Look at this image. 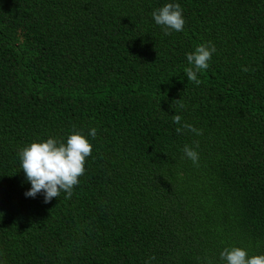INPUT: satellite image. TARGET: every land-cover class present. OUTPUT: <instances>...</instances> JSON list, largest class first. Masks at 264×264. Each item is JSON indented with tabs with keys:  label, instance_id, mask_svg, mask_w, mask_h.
<instances>
[{
	"label": "trees",
	"instance_id": "trees-1",
	"mask_svg": "<svg viewBox=\"0 0 264 264\" xmlns=\"http://www.w3.org/2000/svg\"><path fill=\"white\" fill-rule=\"evenodd\" d=\"M169 3L185 24L165 35ZM209 42L197 85L187 54ZM75 132L92 153L71 198L26 197L19 151ZM232 247L264 255V0H0V264H226Z\"/></svg>",
	"mask_w": 264,
	"mask_h": 264
},
{
	"label": "clouds",
	"instance_id": "clouds-1",
	"mask_svg": "<svg viewBox=\"0 0 264 264\" xmlns=\"http://www.w3.org/2000/svg\"><path fill=\"white\" fill-rule=\"evenodd\" d=\"M151 15L155 23L162 26L165 35H170L171 30L183 31L185 20L179 4H166L153 11ZM215 51V46L209 42L196 47L194 53L187 54V61L191 67L186 68L185 73L189 81L197 85L201 83L197 79V72L209 67L208 61ZM244 71L247 69L245 68ZM176 102L181 108L184 107L180 100ZM172 119L174 123L181 124L180 115H173ZM184 129L196 135L202 134V130L187 123L178 127L176 131L180 133ZM96 133L97 130L92 128L89 135L95 138ZM183 151L194 164L198 162L199 157L195 150L185 145ZM91 153L92 145L80 132L69 135L66 144L49 138L46 142H33L21 149L19 151L21 169L31 184L30 190L25 193L26 197L35 198L37 194L43 193L44 202L48 203L63 191L67 193L66 198H71L73 187L79 183V177L84 174L85 159ZM220 259L226 261V264H264V255L248 257L246 250L239 247L225 248L220 253ZM146 264L149 262L146 261Z\"/></svg>",
	"mask_w": 264,
	"mask_h": 264
}]
</instances>
